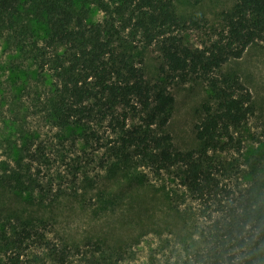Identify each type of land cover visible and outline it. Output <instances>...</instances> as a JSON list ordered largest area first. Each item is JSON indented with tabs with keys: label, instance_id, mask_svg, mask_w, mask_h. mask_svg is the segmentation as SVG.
Instances as JSON below:
<instances>
[{
	"label": "rangeland",
	"instance_id": "obj_1",
	"mask_svg": "<svg viewBox=\"0 0 264 264\" xmlns=\"http://www.w3.org/2000/svg\"><path fill=\"white\" fill-rule=\"evenodd\" d=\"M105 1L70 0V9L97 22L103 19L100 4ZM235 2L173 0V5L182 21H199V27L184 35L201 45L219 26L220 14ZM23 23L29 31H23ZM45 34L43 19L26 14L15 33L4 30L0 37L1 220L35 221L50 241L71 247L66 264H190L193 252L204 247L209 218L223 215L219 207L241 211L247 205L264 214V43L249 45L240 58L221 68L249 88L254 114L234 131L241 149L217 154L223 190L217 200L203 202L181 184L177 170L155 171L135 155L120 158L118 136L106 121L59 128L48 120L41 103L47 81L16 48L21 42L39 48ZM122 46L150 85L160 84L173 96L166 130L174 148H196L195 124L210 98L207 81H182L163 72L157 45L134 40ZM19 162L22 168H15ZM14 172L20 173L17 178ZM249 228L257 237L258 230ZM28 253L39 254L40 264H57L35 245ZM235 256L232 264H246L247 258L264 264V244L236 250Z\"/></svg>",
	"mask_w": 264,
	"mask_h": 264
},
{
	"label": "trees",
	"instance_id": "obj_2",
	"mask_svg": "<svg viewBox=\"0 0 264 264\" xmlns=\"http://www.w3.org/2000/svg\"><path fill=\"white\" fill-rule=\"evenodd\" d=\"M71 5L70 0H0V37L4 30L15 33L26 14L45 23L46 37L39 48L24 42L16 43V48L47 81L41 103L48 120L59 128L106 121L118 136L120 158L135 155L155 171L177 170L195 199L217 200L223 190L217 154L241 149L234 131L254 114L249 88L238 75L224 74L221 68L240 58L249 45L264 43V0H236L220 14L219 26L201 45L184 35L188 28L199 27V21H182L173 0L105 1L100 4L103 19L97 22L75 15ZM22 26L29 31L26 23ZM126 32L131 39L125 38ZM134 40L157 45L162 71L173 79L207 81L210 98L195 124L196 148H174L166 130L174 98L162 85H150L124 51L122 44ZM22 166L19 162L15 168ZM19 174L14 172V178ZM247 208L219 207L223 215L209 218L210 226L202 234L204 247L193 252L190 264H232L236 250L260 248L264 214ZM250 226L258 230L257 237L249 234ZM33 245L57 264L68 263L72 252L68 245L50 241L35 221L0 219V264H40L39 254L29 256ZM245 263L254 264L250 258Z\"/></svg>",
	"mask_w": 264,
	"mask_h": 264
}]
</instances>
